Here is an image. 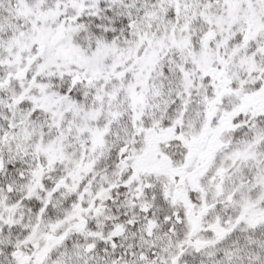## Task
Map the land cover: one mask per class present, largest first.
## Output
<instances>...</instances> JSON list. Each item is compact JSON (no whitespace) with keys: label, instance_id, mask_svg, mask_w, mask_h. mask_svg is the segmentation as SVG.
Listing matches in <instances>:
<instances>
[{"label":"snow or ice","instance_id":"1","mask_svg":"<svg viewBox=\"0 0 264 264\" xmlns=\"http://www.w3.org/2000/svg\"><path fill=\"white\" fill-rule=\"evenodd\" d=\"M0 264H264V0H0Z\"/></svg>","mask_w":264,"mask_h":264}]
</instances>
